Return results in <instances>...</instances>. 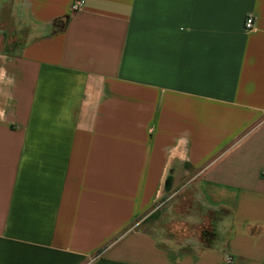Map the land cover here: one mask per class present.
Here are the masks:
<instances>
[{"label": "crops", "instance_id": "crops-1", "mask_svg": "<svg viewBox=\"0 0 264 264\" xmlns=\"http://www.w3.org/2000/svg\"><path fill=\"white\" fill-rule=\"evenodd\" d=\"M6 9L0 264H264V0ZM170 198L210 242L152 221Z\"/></svg>", "mask_w": 264, "mask_h": 264}, {"label": "rangeland", "instance_id": "rangeland-1", "mask_svg": "<svg viewBox=\"0 0 264 264\" xmlns=\"http://www.w3.org/2000/svg\"><path fill=\"white\" fill-rule=\"evenodd\" d=\"M7 11L8 12L3 15V21L0 22V50L3 51L7 49L11 50L14 45L19 46L25 43L26 40L30 38L31 34L30 30L22 25L23 23H18L13 19L11 10L8 9ZM178 200L179 199L177 198H170L166 202H160L154 210V212L158 211V214L154 216L152 221L154 220L155 224L159 223L161 226L159 228H163V230H165V228L173 230L175 225H181V228L184 227L183 229H186L185 231L188 232L189 236L197 234L198 237H200L201 232L203 235V233L206 232L205 230L209 229L206 226L210 223L207 222V225L205 226L206 220L204 219V216L196 210L191 204L189 198H187L185 203L182 202L183 206L179 209L183 215L180 216V218L175 219V207H177V205L180 206ZM163 223L165 224L163 225Z\"/></svg>", "mask_w": 264, "mask_h": 264}, {"label": "built area", "instance_id": "built-area-1", "mask_svg": "<svg viewBox=\"0 0 264 264\" xmlns=\"http://www.w3.org/2000/svg\"><path fill=\"white\" fill-rule=\"evenodd\" d=\"M82 4H83L82 1H76L75 4L73 5V10L74 11L78 10ZM254 26H255L254 19L252 17L247 18L245 22V30L252 31L254 29Z\"/></svg>", "mask_w": 264, "mask_h": 264}, {"label": "trees", "instance_id": "trees-1", "mask_svg": "<svg viewBox=\"0 0 264 264\" xmlns=\"http://www.w3.org/2000/svg\"><path fill=\"white\" fill-rule=\"evenodd\" d=\"M7 10H8V9H6L5 13L8 12ZM20 46H22V44L19 45V46L14 45V46H12L13 48H12L11 50L7 49V50H5L4 52L7 53V54H11V53H13L16 49H19ZM205 231H206V232L203 233V239H206L205 241L210 242V239H211V238H210V237H211V233H210L209 231H207V230H205Z\"/></svg>", "mask_w": 264, "mask_h": 264}]
</instances>
